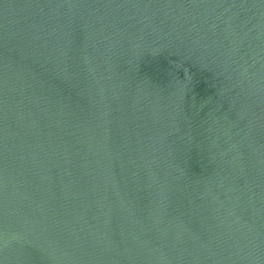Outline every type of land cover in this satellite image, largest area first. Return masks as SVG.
<instances>
[{
  "label": "water",
  "instance_id": "water-1",
  "mask_svg": "<svg viewBox=\"0 0 264 264\" xmlns=\"http://www.w3.org/2000/svg\"><path fill=\"white\" fill-rule=\"evenodd\" d=\"M0 264H264V0H0Z\"/></svg>",
  "mask_w": 264,
  "mask_h": 264
}]
</instances>
